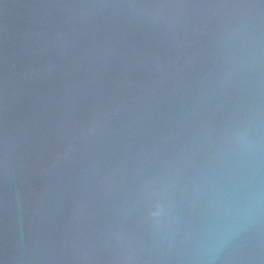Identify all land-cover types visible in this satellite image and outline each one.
<instances>
[{
  "label": "water",
  "instance_id": "water-1",
  "mask_svg": "<svg viewBox=\"0 0 264 264\" xmlns=\"http://www.w3.org/2000/svg\"><path fill=\"white\" fill-rule=\"evenodd\" d=\"M0 264H264V0H0Z\"/></svg>",
  "mask_w": 264,
  "mask_h": 264
}]
</instances>
